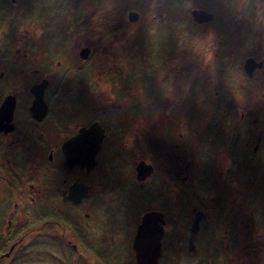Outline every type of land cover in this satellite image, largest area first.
Wrapping results in <instances>:
<instances>
[{
    "label": "flooded vegetation",
    "instance_id": "1",
    "mask_svg": "<svg viewBox=\"0 0 264 264\" xmlns=\"http://www.w3.org/2000/svg\"><path fill=\"white\" fill-rule=\"evenodd\" d=\"M10 1L0 0V264H136L132 242L147 211L158 213L162 225L159 264H179L182 251L207 244L205 233L211 249L221 236L223 264H264V238H254L264 237V227L249 220L259 201L245 193L249 186L264 201V93L229 83L234 34L220 28L217 64L200 70L189 99L173 103L162 88L176 55L173 40L160 42L146 30L129 37L123 22L61 15L49 3L27 10L31 31L20 19L25 10ZM211 7L203 0L196 27L214 24ZM48 17L50 31L33 26ZM258 66L246 62L249 74ZM92 124L87 146L76 137ZM87 152L90 166L69 163L70 154ZM203 155L208 163L200 165ZM125 166L135 198L144 202L136 222L129 196L117 189ZM193 171L202 172L194 179ZM198 186L208 195H198ZM120 233L129 235L120 243L128 252L114 262L115 254L109 259L104 252Z\"/></svg>",
    "mask_w": 264,
    "mask_h": 264
},
{
    "label": "clouds",
    "instance_id": "2",
    "mask_svg": "<svg viewBox=\"0 0 264 264\" xmlns=\"http://www.w3.org/2000/svg\"><path fill=\"white\" fill-rule=\"evenodd\" d=\"M55 3L49 0L50 6ZM202 3L203 0H79L76 5V0H70L61 15L76 11L97 24L113 26L123 22L122 31L129 37L146 30L160 42L173 40L176 55L168 81L162 85L163 98L173 103L192 96L201 69L215 67L223 39L220 28L226 27L235 37L233 54L226 58L229 83L237 90L250 89L257 96L264 93V0H212L209 11L216 21L204 30L193 23L194 15L203 10ZM133 15L137 17L135 21L131 20ZM249 59L259 65L251 74L246 67ZM190 64L193 67L186 70ZM243 99V95L237 96L238 101ZM131 139L129 136V143Z\"/></svg>",
    "mask_w": 264,
    "mask_h": 264
},
{
    "label": "rangeland",
    "instance_id": "3",
    "mask_svg": "<svg viewBox=\"0 0 264 264\" xmlns=\"http://www.w3.org/2000/svg\"><path fill=\"white\" fill-rule=\"evenodd\" d=\"M10 2H8V3L10 4ZM40 3H49V0H37V1L31 0V2L26 1V0H19V1H15L13 3L11 2V4H18L17 9L25 10L24 11L25 13L22 15V17H20V19L23 21V27L24 28L26 27L27 29L31 30L30 25H31V22L33 19L31 15L27 16L28 15L27 10L29 9V7H31L32 4H40ZM69 6H70V0H56V3L54 5H51L48 8L50 9L52 7L53 9H51V10H63L64 11V9L66 7H69ZM29 13H31V12H29ZM48 13L50 15L55 14L54 12L52 13V11H48ZM38 14L41 15V13H38ZM43 15H47V14L44 13ZM50 17L44 18L45 25H39V24L34 23L33 26L36 29H38L39 31H43V30L44 31H50L49 28H52V23L54 20V18H50ZM4 19H6V18H4ZM10 20L11 19H9V21ZM9 21L7 22V26H8ZM48 24H49V26H48ZM202 133H203V131H201V130L197 131L198 136L202 135ZM204 156L205 155L200 156V159H199V161H197V163L200 164L202 161H205V160L207 161V159ZM206 163H208V161L205 163H201L200 165H205ZM122 172L123 173H121L120 176L118 177L117 189H119V192L121 194H124L125 196H129V198H127V201L131 202V204L133 203L132 204V210H133L132 215L134 218L133 222H136V219H137L140 211L143 209V203L144 202L143 201L138 202V199L135 198L137 196L138 189H137V187L134 186L133 181L132 182L130 181V176H132V175H131V172L127 169V166H125V170H123ZM201 172L202 171H193L192 172L193 178L196 179L197 175ZM197 193H198V195H203V196L208 195V191L205 190V188L200 187V186L197 187ZM245 193L248 195V197L251 200L259 201V203L255 204V209L252 211V214H257V215H253L250 219L247 218L246 220L249 219L252 221L250 223V227L263 228L264 227V201H262L263 198L261 199L259 196H256L254 194V189L252 191L249 188V186L245 187ZM262 197H264L263 194H262ZM132 198H134V200ZM118 199H120V198H116L112 201L113 202L112 207L116 206L117 202H115V201ZM103 204L105 207H107L109 205V203H103ZM183 209L186 210V207L184 205H183ZM183 212H185V211H183ZM187 216H189V215L183 214V219H184V217L186 218ZM124 222L128 223V226H129L127 228L128 234H132L134 227H132L131 221L128 218H124ZM204 225L206 226V222L204 223ZM118 231H119V228H117V232ZM128 234H125V235H123L122 233L115 234V235H117L116 236L117 240H115L116 242H114V243L110 242V244H112L113 247L109 251L107 250L104 252V253H106V256L109 257V259L113 258L114 254H115L114 262L116 260L121 261L123 259L122 250H126V252H128V250H127V247H125V246L121 247L120 243L122 244L125 242L123 240L125 236H126V238L128 237V239H129ZM201 236L202 235H200V239L202 238ZM203 238H207V244L204 245L203 247L197 246V248L194 251L188 252L189 254L186 253V251H182L181 255H180V263L179 264H193V262H195V264H223L224 263V261H225L224 258H225V254L227 253V251H224L222 245H221V247L218 245L219 239H221V236H217V237L214 236V239H215L214 243L216 245H215V247H212V249H211L212 240H211L210 235L206 236V233H205L203 235ZM254 238H255V240H260V239H263L264 237H262L261 235H255ZM200 242L202 243L201 240H200ZM127 244H128V241H127L126 245ZM205 246L207 247V250H209V251L211 250V253L208 255L206 254L207 251L204 250L206 248ZM203 253H204V255H203ZM245 263H247V262H245ZM103 264H105V263H103ZM119 264H121V263H119ZM247 264H254V263H247Z\"/></svg>",
    "mask_w": 264,
    "mask_h": 264
},
{
    "label": "water",
    "instance_id": "4",
    "mask_svg": "<svg viewBox=\"0 0 264 264\" xmlns=\"http://www.w3.org/2000/svg\"><path fill=\"white\" fill-rule=\"evenodd\" d=\"M35 100L40 97V93H36ZM42 100V96L39 100ZM94 124L88 128H83L81 130L80 136L76 137L81 142H86L88 146L94 136ZM99 140V139H98ZM81 159V156L77 158L70 155L69 163L72 164L74 161ZM82 158L86 165L90 166L92 164V155L87 152L85 155L82 154ZM200 215L196 214L193 218L191 225V234H195L198 228V218ZM162 220V219H161ZM162 225L159 223V214L152 211H147L143 213L140 217V222L137 225L134 239L132 242V248L135 253L136 264H159L158 258L160 256V242L159 238L161 235Z\"/></svg>",
    "mask_w": 264,
    "mask_h": 264
},
{
    "label": "bare ground",
    "instance_id": "5",
    "mask_svg": "<svg viewBox=\"0 0 264 264\" xmlns=\"http://www.w3.org/2000/svg\"><path fill=\"white\" fill-rule=\"evenodd\" d=\"M70 155H72V156H74V157H76V158H77L78 156H81V159L79 158L78 160H79V161H83L82 154H70ZM70 155H69V156H70Z\"/></svg>",
    "mask_w": 264,
    "mask_h": 264
}]
</instances>
